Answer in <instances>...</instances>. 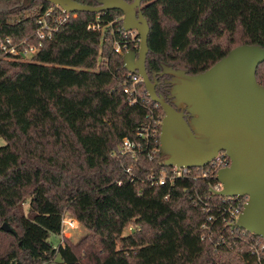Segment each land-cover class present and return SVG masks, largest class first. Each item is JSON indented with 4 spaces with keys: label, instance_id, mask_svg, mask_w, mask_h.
I'll use <instances>...</instances> for the list:
<instances>
[{
    "label": "trees",
    "instance_id": "obj_1",
    "mask_svg": "<svg viewBox=\"0 0 264 264\" xmlns=\"http://www.w3.org/2000/svg\"><path fill=\"white\" fill-rule=\"evenodd\" d=\"M11 5L29 13L12 19ZM51 5L0 0V36L23 40ZM142 11L150 25L151 78L163 63L196 74L239 45L264 47V0H143ZM123 16L120 9L78 12L32 59L0 57V136L6 140L0 146V218L13 227L1 231L17 242L0 254V264L57 257L64 264H260L253 252L264 255V239L225 222L228 205L247 197L222 201L213 191L217 173L151 186L145 178L169 167L147 153L112 155L124 138H139L149 114L124 92L129 72L115 47L138 46L123 30ZM166 76L158 77L160 85ZM257 79L264 85V62ZM159 90L166 94L164 86ZM157 113L163 119L161 107ZM130 165L136 183L124 173ZM30 189L29 214H19L15 209ZM66 207L90 234L56 247L49 239L61 233Z\"/></svg>",
    "mask_w": 264,
    "mask_h": 264
},
{
    "label": "water",
    "instance_id": "obj_2",
    "mask_svg": "<svg viewBox=\"0 0 264 264\" xmlns=\"http://www.w3.org/2000/svg\"><path fill=\"white\" fill-rule=\"evenodd\" d=\"M34 1V0H31ZM70 13L123 11V30L137 31L139 49L123 55V67L142 77L149 97L164 112L161 122L162 166L204 167L221 151L231 164L218 171V195L247 197L237 224L264 239V85L257 69L264 62V47L243 44L233 48L205 71L162 64L151 78L146 58L150 25L143 0H97L98 5L75 0H44ZM170 84L169 95L157 92L158 77ZM11 231L7 223L2 227Z\"/></svg>",
    "mask_w": 264,
    "mask_h": 264
},
{
    "label": "built area",
    "instance_id": "obj_3",
    "mask_svg": "<svg viewBox=\"0 0 264 264\" xmlns=\"http://www.w3.org/2000/svg\"><path fill=\"white\" fill-rule=\"evenodd\" d=\"M76 13H70L63 10L61 7L56 5H51L48 9L42 12L36 20L37 28L36 30L26 38L21 41H15L12 37L8 35L0 36V57L10 58V59H23L30 60L36 55L44 46L46 40H50L59 31L61 25L68 21ZM126 32V31H125ZM131 40L136 46L140 45V36L137 38V31H129ZM116 52L124 54L127 50V46L122 47L117 44L115 47ZM143 84L142 77L136 73H128L124 92L128 95L129 100L132 105H143L149 110L148 121L143 122L139 127L137 132L138 139L124 138L119 144L118 148L112 153L114 156H128L132 158H137L139 154L147 153L151 160H158L163 163L164 157L160 154V133H161V122L162 117L158 115L157 110L160 108L159 104L152 101L149 97L146 89L142 90L141 85ZM231 164L230 157L226 152L221 151L219 154L206 166L204 167H179V166H168L169 169H163L159 172H151L145 180H147L151 186H165L167 184L173 185L178 179H199L201 176H207L211 172L218 174V171L224 167H228ZM164 167V166H163ZM197 169V171L195 170ZM124 173H126L127 181L130 183H136V175L133 170V165L124 168ZM216 174V175H217ZM124 180H119L118 183L122 184ZM222 188V184L219 182L216 186L214 193L216 195L217 191ZM222 201L227 202L228 199L240 198V197H227L218 195ZM169 194L165 195L164 199L167 200ZM247 201V200H246ZM245 201V202H246ZM196 205L199 202L194 199ZM200 202L202 200L200 199ZM244 202V204H245ZM244 204L238 202L233 203L228 206L230 210V215L225 218V222L231 226H238L237 221L240 213L244 208ZM206 212L210 211L208 204L203 206ZM209 220L212 222L213 217L209 216ZM66 226L67 229H78L79 225L77 220L72 218H63L62 227ZM206 229L209 226L207 223L203 224ZM128 229L132 230V227ZM244 229V228H243ZM245 230V229H244ZM247 231V230H245ZM63 242V241H62ZM262 251H264V243H262ZM253 253L258 255L260 264H264V259L262 252L260 253L258 249H255Z\"/></svg>",
    "mask_w": 264,
    "mask_h": 264
},
{
    "label": "rangeland",
    "instance_id": "obj_4",
    "mask_svg": "<svg viewBox=\"0 0 264 264\" xmlns=\"http://www.w3.org/2000/svg\"><path fill=\"white\" fill-rule=\"evenodd\" d=\"M9 9L12 11V14L10 16L12 19H19L23 16H26L29 13L28 11L20 12L18 10L19 8L16 5H11ZM243 39H244V36H243L242 31L240 30L238 35L236 36V40L241 42L243 41ZM129 49H133V48H129ZM129 49H127L126 51H128ZM138 49H139V46H138ZM99 61L100 63H103V58L99 57ZM5 144H6V140L0 136V146H4ZM31 198L32 196H31V189H30L29 194L26 196V201L22 203L20 207L16 208L15 211H18L19 214H22V213L29 214ZM63 215H64V219L68 217V218L77 220L76 217L73 214H71V212L67 209V207L65 208ZM77 222L79 225L78 229H67L66 226L63 225L62 231L60 234H57V235L51 234L50 239H49L50 242L53 243L54 246L57 247L61 244L62 241L69 242V243L71 242L76 243V242H79V240H81V238L84 237L85 235L90 234V231L80 221L77 220ZM5 223L7 222L3 220L2 218H0V254H3L5 253V251H8L13 246V244H17L16 240L12 236L6 235L1 231ZM9 227L11 228L12 226L9 225ZM130 232L131 230L127 229L125 231V234H128ZM43 264H64V263L61 261L60 257H57L54 261L46 262Z\"/></svg>",
    "mask_w": 264,
    "mask_h": 264
},
{
    "label": "flooded vegetation",
    "instance_id": "obj_5",
    "mask_svg": "<svg viewBox=\"0 0 264 264\" xmlns=\"http://www.w3.org/2000/svg\"><path fill=\"white\" fill-rule=\"evenodd\" d=\"M162 77H163V76H162ZM170 78H171V76H166V77H164V78H163V80H164L163 83H164V84H163V85H160L161 82H159V83H158V86L156 87V89H158V87L161 88L162 86H164V92L166 93V94H165L166 96L169 95V91H168V89L170 88L171 85L168 84V83H166V82H165V79H170ZM158 81H159V80H158ZM158 93H160V94H164L162 90H159Z\"/></svg>",
    "mask_w": 264,
    "mask_h": 264
}]
</instances>
